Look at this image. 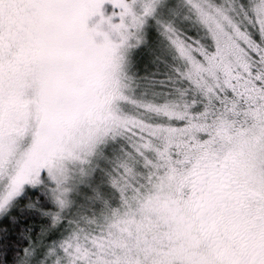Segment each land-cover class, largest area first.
Wrapping results in <instances>:
<instances>
[{
	"label": "snow or ice",
	"instance_id": "1",
	"mask_svg": "<svg viewBox=\"0 0 264 264\" xmlns=\"http://www.w3.org/2000/svg\"><path fill=\"white\" fill-rule=\"evenodd\" d=\"M0 264H264V0H0Z\"/></svg>",
	"mask_w": 264,
	"mask_h": 264
}]
</instances>
